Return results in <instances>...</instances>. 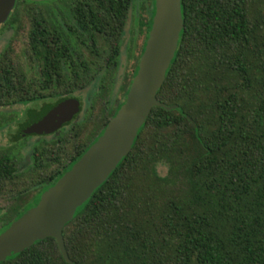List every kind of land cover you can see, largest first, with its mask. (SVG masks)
<instances>
[{
	"label": "trees",
	"instance_id": "16d2710c",
	"mask_svg": "<svg viewBox=\"0 0 264 264\" xmlns=\"http://www.w3.org/2000/svg\"><path fill=\"white\" fill-rule=\"evenodd\" d=\"M46 1L14 0L0 25L17 28L18 7L25 8L26 40L41 62L36 91L56 102L72 98L77 107L52 129L56 137L32 147V173L16 191L11 185L27 168L19 171L0 149V195L11 201L0 207V232L78 159L123 102L153 13L148 0L139 50L116 98L110 90L132 0H64L67 22ZM179 2L182 27L155 92L176 106L150 108L128 152L62 225L76 264H264V0ZM2 53L0 102L4 94L14 102L32 97L34 90L18 88V73L10 74L18 65L8 50ZM89 85L92 97L78 118L74 92ZM159 159L182 180L188 200L169 201L155 214L142 173ZM0 264L68 263L47 236Z\"/></svg>",
	"mask_w": 264,
	"mask_h": 264
},
{
	"label": "water",
	"instance_id": "95a60500",
	"mask_svg": "<svg viewBox=\"0 0 264 264\" xmlns=\"http://www.w3.org/2000/svg\"><path fill=\"white\" fill-rule=\"evenodd\" d=\"M13 4L14 0H0V24ZM181 27L179 0H153L151 22L123 102L78 159L40 193L33 206L0 232V261L35 240L49 236L55 240L61 257L68 264H76L67 258L61 236L62 225L128 152L150 108H175L176 105H165L157 100L155 92L173 56ZM76 107V100L61 99L30 117L19 127V134L48 130L68 118Z\"/></svg>",
	"mask_w": 264,
	"mask_h": 264
},
{
	"label": "rangeland",
	"instance_id": "374dc122",
	"mask_svg": "<svg viewBox=\"0 0 264 264\" xmlns=\"http://www.w3.org/2000/svg\"><path fill=\"white\" fill-rule=\"evenodd\" d=\"M48 6H52L53 16L60 18L62 21L67 22V9L64 5V0H47ZM66 2V0H65ZM60 10H56L57 7ZM147 8L148 0H132L131 5L127 11V16L123 26V32L121 35L119 55L117 59V66L115 68V81L112 83L110 95H114L116 98H119L118 85L124 74L130 73L132 64L135 57L137 56L140 41L142 40L143 29H144V20L147 18ZM18 18L20 25L16 28H11L8 25H0V52L6 47L11 49V58L16 62L21 68L30 70L28 74H31L35 68V63L32 59L27 58L25 54L26 50V30L28 27V22L25 16V8L18 7ZM65 15V16H63ZM53 19L52 16H50ZM262 19V17H261ZM25 54V57H24ZM92 86L89 85L84 87L81 90L75 91L74 94L79 96L81 103V111L78 114V118L81 116L83 109L88 106L90 100ZM95 89V86H94ZM114 99V98H113ZM1 114L12 115L14 119L21 112V105L16 104L12 107H2L0 108ZM3 115L0 116V121H2ZM9 117V116H7ZM9 120V119H8ZM3 122V121H2ZM16 124L9 121V123L2 125L0 127V149L9 151V154L15 159V163L19 171L24 170L31 163L30 154L32 152V147L37 146L41 143L42 140H47L49 136L43 138L29 137L20 139L18 141H11L10 135L16 129ZM87 129H84V132ZM55 136V135H54ZM54 136L51 137L54 138ZM56 137V136H55ZM40 141L39 143H36ZM49 143V142H48ZM168 163L163 159L157 160L153 165V169L148 171L143 170L142 176H146L150 179L146 180L145 189L150 191V198L153 202L150 209L153 213L157 214L163 209L169 201H175L176 199L187 201V196L183 194L182 180H176L177 175L169 173ZM28 168L22 172L28 174L11 185L12 191L20 189L24 186L25 177L29 176L30 172ZM145 171V173H144ZM11 203L8 195H0V207H6Z\"/></svg>",
	"mask_w": 264,
	"mask_h": 264
},
{
	"label": "flooded vegetation",
	"instance_id": "af4514ba",
	"mask_svg": "<svg viewBox=\"0 0 264 264\" xmlns=\"http://www.w3.org/2000/svg\"><path fill=\"white\" fill-rule=\"evenodd\" d=\"M8 16V15H7ZM2 24V23H1ZM26 50H25V54L27 55V58L32 59L33 62L35 63V68L32 71L31 74H28V72H31L30 70H25L23 68H21L16 62H14L11 58V49L10 47H6L4 49H2V51L0 52L1 54L3 51L8 50V54H6L8 57H10L11 61L14 62V64L18 65V69L14 70V72L10 71V74L12 73H18V79L14 80L16 81V83H18V88H26L27 90H34L35 93L32 97L30 98H25L21 101H12V97L13 96H8V95H3L2 100L0 102V108L2 107H12L13 105L19 104L21 105V112L19 113V115L14 119V117L12 115H7V114H1L0 112V116L3 115V119L2 121L4 122L3 125L9 123V121L14 122L16 124V129L14 130V132L10 135V139L12 138L11 141H18L20 139H24V138H29V137H35L37 138V140L41 137L45 138L47 136L52 137L55 135V131H53L52 129L55 127H51L50 129H46L43 130L42 132H26L23 134H19V127L25 123L26 121H28V119L32 116H35L38 113H41L43 111H45L46 109L52 107V105H54V103L56 102V96L52 95L49 91L46 90H41L40 92H37L36 90L41 86L39 85V79H40V72L41 70L39 69V64L41 63L40 60L37 59V57L32 53L31 48L29 47L28 41L26 44ZM24 54V57H25ZM137 64V63H136ZM16 71V72H15ZM52 70H48V72H51ZM5 82H9V79L5 78ZM3 93V92H2ZM9 116V117H7ZM9 119V120H8ZM60 124V123H59ZM57 124V125H59ZM14 136H16V138H13ZM56 136V135H55ZM54 136V137H55Z\"/></svg>",
	"mask_w": 264,
	"mask_h": 264
}]
</instances>
